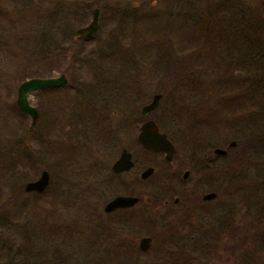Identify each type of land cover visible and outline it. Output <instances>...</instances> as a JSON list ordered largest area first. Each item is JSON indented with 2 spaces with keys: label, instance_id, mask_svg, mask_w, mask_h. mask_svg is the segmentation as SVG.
<instances>
[{
  "label": "rangeland",
  "instance_id": "rangeland-1",
  "mask_svg": "<svg viewBox=\"0 0 264 264\" xmlns=\"http://www.w3.org/2000/svg\"><path fill=\"white\" fill-rule=\"evenodd\" d=\"M179 1L185 10L164 31L172 41L168 46L161 42V25L159 31L152 30L153 25L147 30L133 20L139 9L169 8L168 0H0V101L8 107L15 104L17 86L45 63L46 78L81 66L76 73L84 84L79 97L97 99L98 109L108 116L90 121L64 117L45 136L47 101L58 99L60 93L36 91L30 94L29 103L37 109L41 102L43 110H37L33 129L28 131L27 118L26 127L19 129L14 124L17 129L13 127L16 132L12 134L2 124L0 108V196L19 187L24 192L25 184L41 171L50 176L47 196L21 195L28 201L27 207L32 204L29 210L33 212L13 217L12 212L5 213L8 209L0 211V264H264V22L258 18L256 0H210L225 3L212 7L216 22L213 33L207 35L215 44H202L205 35L197 41L192 27H197L193 24L199 14L206 16L204 1ZM93 9L99 10L101 25L89 39L73 40L80 26L71 14L76 13L86 25ZM147 34L152 35L151 42L158 40L156 46L146 47ZM180 34L188 38H179ZM207 49L214 53L207 55ZM205 50L193 61L191 54ZM237 59L248 62L241 71L252 77L247 86L253 95L246 101L247 108L199 125L197 120L210 119L205 114L216 106L217 99L208 82L194 85L190 71L210 68L213 63V69L220 72ZM120 74L128 76L123 81L130 89L124 97L129 100L128 116L130 113L126 135L114 132L124 110L112 103L121 100L115 99L116 93L107 84ZM156 90L162 96L148 118L162 133L184 147L226 151L213 164L217 169L223 166L222 172L210 175L209 187L205 182L199 185L205 187V193H216L215 200L203 205L205 211L188 214L190 219L182 223L178 215L183 204L172 206L170 201L181 190L191 189L193 182L179 187L165 182L167 170L161 157L145 151L135 140L137 125L143 120L139 109ZM70 97H75L73 91L62 100L70 102ZM113 110L121 111L119 118L111 116ZM49 119L53 121L52 116ZM20 140L32 147L34 170L15 171L18 168L9 165ZM230 143L234 145L229 147ZM67 148L73 150V157L61 161ZM123 148L131 154L133 167L113 177L110 166ZM148 167L153 174L140 179V172ZM115 195L138 197L139 202L130 209L105 214L104 204ZM145 199L169 201L155 213ZM50 225H57L60 232L47 234ZM167 226L178 228L168 231ZM64 229L69 235L63 234ZM91 233L95 236L90 237ZM96 235L101 239L96 240ZM143 237L151 238L146 252L137 248ZM115 245H125L130 251L121 248L116 252Z\"/></svg>",
  "mask_w": 264,
  "mask_h": 264
},
{
  "label": "flooded vegetation",
  "instance_id": "flooded-vegetation-1",
  "mask_svg": "<svg viewBox=\"0 0 264 264\" xmlns=\"http://www.w3.org/2000/svg\"><path fill=\"white\" fill-rule=\"evenodd\" d=\"M89 38H80V39H77L76 41L80 42V41H83V40H86ZM73 40H74V38H73ZM80 70H82L81 66L69 67L68 71H64L63 74H59V75H62L64 77V80H65V82L61 86L46 88V93H50V92H59L60 93V97L58 99L49 98L47 101V104H46V133L51 134V132L55 131L56 127H57L56 123L60 120H63L64 117H66L70 121L71 120L72 121H74V120L75 121H77V120H88V121H90V120H94V119H100L99 117H102L104 119L108 118V116L103 113V110H101L100 107L98 109V106H100V104L97 103L98 102L97 99L90 101L89 99L88 100L84 99V97H81V98L79 97V96H83L82 94H83V87H84V84L78 79L79 76L76 74V73L80 72ZM125 70H128V68H126ZM126 72L127 71H125L124 74H126ZM190 73L193 74L191 76V80H194V79L196 80L194 82V85L196 84V86H199L201 84V80L205 81V83L203 85H205L206 82L209 83V78H210L209 74H207L205 72L201 73L200 70L198 72H194V70H193V71H190ZM119 76H120L121 80H119ZM119 76L116 78V81H114L113 78L111 77L112 79L109 80V82H107V81L106 82H107L108 86L111 87V88H109V90L110 89L114 90V92L116 93L115 99L121 100V101L114 100V101H112V103H115V105H118V106L121 105L122 109L124 110L122 120L120 123L115 125L114 132H118V133H121L123 135L124 134L126 135V134H128L129 128H130V120H129L130 113L128 116L129 110H128L127 105H128L129 100H125L124 97H126L128 94H130V89L128 88V85L126 83H124V81H123V80H128V78H127L128 76L126 75V78L122 77L121 74ZM47 78H51V77H47ZM95 80H96V83H98L99 79L97 80V78H95ZM101 80H103V78H101ZM104 89H106V88H103L102 90H104ZM69 91H73L75 93V97H72V98L70 97V102H65L66 99L63 101L62 97L67 98ZM155 95L159 96V99H158L156 106L154 108L150 109L148 112H143L144 108L151 102L153 96H155ZM161 96H162V91L156 90V93H154L152 95V97L150 98L151 100L149 102L144 103L140 107V109H139V113L141 116L140 119H143V120L142 121L139 120L141 122H139V124L137 125V135H136L135 140L137 139V136L140 132V127L143 123H145L146 121H149V120L154 123V121L148 117H150L151 113L156 109ZM52 103H54V105H52ZM57 104H59V105H57ZM55 105H57V106L55 107ZM120 112L113 110V111H111V116L113 118L118 116V118H119ZM56 114H57V120L55 118ZM51 116H52L53 121H50V119H49ZM61 122H60V124L63 125ZM47 126H48V128H47ZM156 128H157L159 133H162L158 129L157 126H156ZM59 131H61V130H59ZM162 134L165 135V137L172 144L173 149H174V152H173L170 160H166L165 154L162 152H152V151H149V152L158 154L161 157V159L163 160V165H164L165 169L167 170L166 175H164V179H166L165 182L174 183L178 187L184 185L188 181L193 182L191 189H188L186 191L181 190L179 192V195H177L176 197H174L170 201V204L172 206H177L180 203L183 204V210L180 211V214L178 215V221L180 223H182V222H185L188 219H190L188 217V214H193V213L198 212V211H205L203 208V205L205 206V204L210 203L213 200H215L216 193H214V192L205 193L206 190H203V189L205 187H209L210 175H212L213 173H215L217 171H219L218 173L222 172L221 169L223 166H221V167H219V169H217L216 167H213L214 166L213 164H214L215 160L217 159V157L225 156L226 151L224 150L225 154L221 155V154L214 153V150L218 149V148H214L210 153L208 149L201 147L200 145H195V146L190 147V148L188 146L184 147L185 145L181 146V145L177 144L176 142L172 141L168 137L167 134H165V133H162ZM136 142H137V140H136ZM233 145H234L233 143H230L229 147H232ZM185 150H189V151L185 152ZM145 151H148V150H145ZM122 152L128 153L130 155V159L132 160L131 154L129 152H127L126 149H124V148L121 149L118 157L112 162V164L110 166V174L113 177H120L122 174L129 172L131 169L130 168L127 171H123V172H113L111 170L113 163L120 157ZM133 164H134V162H133ZM153 172L154 171L152 168V173L150 174V176L153 174ZM46 173L48 174V172H46ZM150 176H148L144 180L148 179ZM204 182L206 183V186L204 188L199 187V185H204ZM49 183H50V176L48 174V183H47L46 189L48 188ZM210 193H214L215 197L212 199H205L204 196H206ZM117 196H130V195H115L111 199H109L104 204V206L110 200H112L114 197H117ZM136 198L138 199V201H137V203H138L139 198L138 197H136ZM168 201H169V199H159V200L156 199V201H151V199H145V203L147 205H151L152 208L154 209L155 213H158V211L161 208L167 207ZM137 203H135L131 207L116 208V209H113L109 212H105L104 206H103V212L105 214H110V213H113L115 211H124L126 209H130V208L134 207ZM167 228H168V226L166 227V230L169 231V230L176 229L178 227H176V228L172 227L171 229H167ZM150 240H151V238H150ZM150 244H151V242H150ZM137 246H138V244H137ZM121 248H123L124 252L126 250L130 251V249L125 245H122ZM148 248L144 251L139 250V248H138V250L140 252H146L148 250Z\"/></svg>",
  "mask_w": 264,
  "mask_h": 264
},
{
  "label": "trees",
  "instance_id": "trees-1",
  "mask_svg": "<svg viewBox=\"0 0 264 264\" xmlns=\"http://www.w3.org/2000/svg\"><path fill=\"white\" fill-rule=\"evenodd\" d=\"M170 4L169 8H164L162 10H157V9H153V8H142L137 10L134 14H133V20L138 24V25H143L146 27V29L148 30L150 28L151 25L154 26V29L152 30H157L158 31L160 29V25H161V31L164 36L161 40L168 42V46H170V44L172 43L171 39L169 38V36H165L168 33H164V31L169 27V24L171 23L172 19H175L176 17H178L184 9L183 5L181 4V2L179 0H168ZM204 4L206 6L205 8V13L206 16H200V14L196 17L197 19V23L193 24V25H197V27H192V31L195 34L196 32V37L198 38L197 41H201L202 39V35H205L202 44H207V42L211 43V45L213 46L214 44H212V41H214V39H211L207 33H213V23L216 22V16L215 13L216 11H214V9L212 7H217L218 4L220 5V3H225V2H220L217 4H213L212 1L210 0H203ZM227 2V1H226ZM256 3L258 5V18L262 19L264 22V0H256ZM210 8V10H207V8ZM103 11H106V8H102ZM160 12H163L162 14H160ZM70 16V15H69ZM71 17L73 19V21L77 24V26H84L85 23L83 21H81V17L76 15V13H72ZM175 17V18H174ZM83 20V19H82ZM99 20V19H98ZM135 23V24H136ZM181 23V21H180ZM99 21H98V25H99ZM101 25V24H100ZM184 25V24H183ZM192 25V26H193ZM183 26H181L179 29H181ZM189 28V27H188ZM195 31V32H194ZM193 34V35H194ZM148 39L146 44L149 48L150 47H154L156 46V42H151V38L152 35L147 34ZM179 38L181 37H187L186 35H178ZM188 38V37H187ZM208 38V41H206V39ZM178 41V39H177ZM63 41H61L62 43ZM201 43L200 45L203 46ZM172 45V44H171ZM210 47V45H208ZM190 46H187L185 49H188ZM83 48H81L82 50ZM80 50V49H79ZM79 50H77V52H79ZM184 49L180 48L179 51H182ZM206 52L205 51H201L199 53V51L191 54V56L193 57V61H196L201 55L202 53ZM214 52L212 51V49H207V55H211ZM214 56V55H213ZM212 56V58H213ZM46 61V58L44 59V63ZM215 63V62H214ZM217 66L220 67V65L218 63H215ZM213 63L209 66L210 68H206L201 70V69H197L198 71L200 70L201 73H207L209 74L210 78H209V84H210V88H211V92L213 93V95H215L217 101H216V106L213 108H210V111L208 110V112L205 114L206 116H209L210 119L206 120H197L196 123L198 122L199 125H202L204 123H213L212 120L214 121H219L222 119L223 114L225 113H230L233 114L235 111L238 112H242V110H244L245 108H247V104L246 101L249 100V98H251L252 91L249 89L248 85V80H252V77H248L249 75H245V73H243L247 66H248V62L245 59H237L235 61H233L232 63H229L228 66L226 68H222L223 70L220 72H216L213 68H216V66H212ZM242 69H244V71H241ZM33 76L29 77V78H46V63L43 67L37 68L34 72H33ZM24 81V80H23ZM22 82V81H21ZM41 93L46 92V89H42V90H38ZM0 108L2 109L3 115H2V124L5 128V130L11 132L12 134H14V132H16L13 127L14 124L19 128V129H24L26 127V120H27V116L22 113L15 104H13L12 106H7V103H5L4 101H0ZM36 110H43V105L41 102H39L38 104H36ZM46 110V107H45ZM226 110V112H224ZM14 118L16 119V122L14 120ZM16 126L14 128H16ZM17 129V128H16ZM200 130V128H198ZM198 130V131H199ZM44 135L46 136V116H45V131H44ZM15 151V152H14ZM14 155H13V161L11 164H9L10 166L14 167V168H18L15 171H18L19 169H30V170H34V161L36 160V156L32 151V147L31 145L25 143L24 141L20 140L17 141V149L14 150ZM46 151V148H45ZM66 153H64L63 158L61 159V161H67L69 159H71L73 157V150H71L70 148H67ZM72 153V154H71ZM8 165V166H9ZM28 193V192H26ZM23 192V190L19 187L18 190L11 192L10 194H8L6 197L2 198L0 196V211L3 209H8L7 212L5 213H11L12 212V216L13 217H20L22 216L23 213L25 212H33L34 210L31 209L29 210L30 207H32V204H30L28 207L26 206L28 204V201L25 199H21V195L26 196L28 194H26ZM31 195V197L33 199H38L41 197H45L47 196L46 190H44L41 193H36V192H31L29 193ZM3 195V194H2ZM4 196V195H3ZM19 198V202H17L16 198ZM2 198V199H1ZM10 211V212H9ZM132 220H135L136 215L132 213V215L130 216ZM49 229V230H48ZM47 229V234L53 233H57L60 232L59 229L57 228V225H50L49 228ZM67 229V228H66ZM64 229L63 234L65 235H69L68 233L70 231V229ZM44 229L41 228V233L44 235H46V230L43 233ZM95 235L93 233H91L90 237H94ZM99 236L96 235V240L101 239ZM98 238V239H97ZM94 238H90V241H93ZM93 243V242H92ZM122 245H115L114 247V251L117 252V250L121 249ZM110 253H112L111 249H108ZM129 250V249H128ZM86 264H89L86 263Z\"/></svg>",
  "mask_w": 264,
  "mask_h": 264
},
{
  "label": "water",
  "instance_id": "water-1",
  "mask_svg": "<svg viewBox=\"0 0 264 264\" xmlns=\"http://www.w3.org/2000/svg\"><path fill=\"white\" fill-rule=\"evenodd\" d=\"M98 9H93L90 21L83 27H80L74 32V40L80 38H89L97 30L98 26ZM65 82L62 75L53 78H31L21 82L16 88L15 105L17 108L29 118L28 131H31L38 117L37 110L30 105V94L38 90L49 87H58ZM159 96H153L151 102L144 108L143 112H148L154 108L158 102ZM137 142L148 151L162 152L165 154V159L170 160L174 149L172 144L167 140L164 134L159 133L156 125L152 121H146L140 127V132L137 136ZM216 154H225L224 150L215 149ZM133 167V162L128 153L122 152L120 157L113 163L111 170L113 172H123ZM152 173L151 168H147L139 175L140 179L147 178ZM48 183V174L46 171H41L39 176L34 180L27 182L24 186V192L41 193L46 189ZM205 199L215 197L214 193L204 196ZM138 199L133 196H117L110 200L105 206L104 211L109 212L116 208L131 207L137 203ZM150 238L143 237L138 242V248L141 251L146 250L150 246Z\"/></svg>",
  "mask_w": 264,
  "mask_h": 264
}]
</instances>
